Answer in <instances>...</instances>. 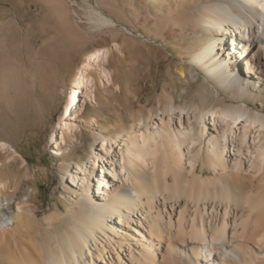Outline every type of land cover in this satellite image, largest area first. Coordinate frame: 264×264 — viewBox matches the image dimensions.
I'll use <instances>...</instances> for the list:
<instances>
[{"label": "bare ground", "instance_id": "bare-ground-1", "mask_svg": "<svg viewBox=\"0 0 264 264\" xmlns=\"http://www.w3.org/2000/svg\"><path fill=\"white\" fill-rule=\"evenodd\" d=\"M135 1L145 23L162 27L159 37H181L191 59L179 71L190 73L187 88L202 89L190 100L170 67L163 102L138 104L129 126L97 133L90 160L67 169L68 188L80 192L68 219L58 211L40 222L26 203L15 211L10 196L0 201L2 227H41L45 251L27 264H264V0ZM179 4V21L151 15ZM93 21L116 25L103 13ZM99 53L72 81L67 128ZM139 58L137 80H152L155 61Z\"/></svg>", "mask_w": 264, "mask_h": 264}, {"label": "rangeland", "instance_id": "rangeland-1", "mask_svg": "<svg viewBox=\"0 0 264 264\" xmlns=\"http://www.w3.org/2000/svg\"><path fill=\"white\" fill-rule=\"evenodd\" d=\"M138 3L0 0V201L13 196L15 211L26 203L25 210H34L40 222H50L51 217H55L51 222L56 221L58 211L68 219L80 192L68 188L67 169L90 160L97 133L116 134L114 128L123 121L129 126L137 117L138 104L150 107L159 98L163 102L170 67L179 90L186 89L190 100L202 89L200 82L187 88L190 73L183 76L179 71L191 59L181 48V37L169 36L166 41L159 37L164 30L153 19L148 23L141 19ZM182 4L164 6L160 13L155 9L151 15L179 21ZM97 13L116 25L97 27L93 21ZM96 50L100 53L90 60L89 84L79 91L81 107L76 118L67 120L68 129L61 120L68 92L88 55ZM137 57L141 66L144 59L155 61L152 80H137L131 67ZM64 131L66 139H62ZM16 225L5 229L0 222V264H20L24 259L27 264L45 251L37 238L41 227Z\"/></svg>", "mask_w": 264, "mask_h": 264}]
</instances>
